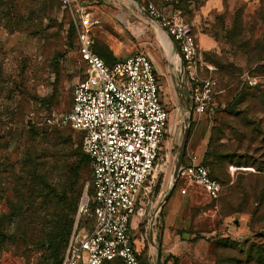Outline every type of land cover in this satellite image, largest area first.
Masks as SVG:
<instances>
[{"label":"rangeland","instance_id":"374dc122","mask_svg":"<svg viewBox=\"0 0 264 264\" xmlns=\"http://www.w3.org/2000/svg\"><path fill=\"white\" fill-rule=\"evenodd\" d=\"M148 5L178 14L212 68L204 66L203 75L221 93L210 112L192 117L186 145L191 137L190 152L199 144L222 190L212 200L185 180L172 186L173 170L157 174L141 221L152 229L144 251L156 262L159 249L160 264H254L247 255L264 246V106L253 88L264 81V0H76L66 7L0 0V264H60L73 231L92 230L91 214L75 224L90 181L80 133L45 119L70 110L74 87L86 77L77 51L81 16L103 58L145 53L162 87L159 72L179 60L144 12ZM177 119L179 150L185 129ZM85 173L81 196L73 194L67 182L77 184ZM143 226L131 232L135 243Z\"/></svg>","mask_w":264,"mask_h":264},{"label":"built area","instance_id":"2783aa9c","mask_svg":"<svg viewBox=\"0 0 264 264\" xmlns=\"http://www.w3.org/2000/svg\"><path fill=\"white\" fill-rule=\"evenodd\" d=\"M58 1L63 7L76 2ZM144 12L170 42L176 43L180 56L177 74L186 88L190 115L207 114L221 92L211 76L203 75L204 66L209 71L212 68L201 60L191 28L178 14L165 16L152 5ZM90 26L88 16H81L77 51L86 77L74 87L71 108L45 119L51 128L69 127L80 133L81 150L90 167V181L75 224L91 214L94 226L83 235L73 231L61 264H156L144 251L150 231L142 220L148 216L155 176L174 170L178 155L175 126L148 55L132 54L107 66L93 51ZM243 79L251 86L257 84L254 77ZM179 179L199 186L212 200L218 199L222 190L202 159L194 156L189 163L182 162ZM88 187L90 197L86 196ZM133 216L142 221L139 227L143 226L138 243L131 238Z\"/></svg>","mask_w":264,"mask_h":264},{"label":"crops","instance_id":"0c3cea01","mask_svg":"<svg viewBox=\"0 0 264 264\" xmlns=\"http://www.w3.org/2000/svg\"><path fill=\"white\" fill-rule=\"evenodd\" d=\"M168 43H169V45L171 44L170 48L172 47L171 49L173 50L174 54L176 55V47H175L174 43L169 42V41H168ZM171 49H169L167 47L168 54H170ZM174 60H175V58H174ZM177 68H178L177 65H176V68H172L171 71L169 70L170 67L165 68V69L162 68V70L159 72V74H161L162 78H163L162 90H163L164 98L162 97V101L165 105V103H166L165 100H168V104L172 105V107H173V110L170 112V115L174 112V118L171 117V124H174V126H175V139L177 138V133H176V130H177L176 125L178 123L177 118H180L181 120H183L182 126L184 128L185 121L190 117V119L188 120V122L190 124L192 117L196 116V115H193V116L190 115L189 116L188 110H189L190 104L188 101L186 88L183 85V83L180 81V77L177 74ZM165 95H167V97ZM191 139H192V137L189 139L187 145L185 143L184 152H187V156L183 155V160H182L183 163H189L193 156L197 157L198 159H202V153L200 154V152H199V148H200L199 144H196L194 146L192 152H190ZM176 142H177V140H174V145L177 148ZM181 143H182V140H181ZM181 143H180V146H181ZM176 150H177V153H179V150L178 149H176ZM185 158L187 160H185ZM150 207L151 206L149 205L148 208L146 209V212H149ZM140 223H141V220L138 219L136 216H133L131 219L132 231H137L139 229ZM149 242H150V240H149ZM137 243H138V241H137Z\"/></svg>","mask_w":264,"mask_h":264},{"label":"trees","instance_id":"16d2710c","mask_svg":"<svg viewBox=\"0 0 264 264\" xmlns=\"http://www.w3.org/2000/svg\"><path fill=\"white\" fill-rule=\"evenodd\" d=\"M58 2V4L61 5V3L56 0ZM137 1V0H136ZM147 9V8H146ZM93 51L105 62V64L107 66L112 65L113 63L119 61V60H115L114 58L110 57V56H106V58H103V56H101V54H99L95 49H94V45H93ZM105 57V56H104ZM108 60V61H107ZM257 85V84H256ZM255 85V86H256ZM255 88L257 91V96L258 99L257 101L260 103L261 106H264V81L260 86H256L253 87ZM84 155V154H83ZM80 161L82 162H87L89 164L88 158L86 155L82 156ZM203 165L207 168V170L209 171V175L213 180H216L219 184H221L219 182V180L217 179V177H215L214 175H212L211 171L209 170V168L207 167V165L204 163V159L202 160ZM87 173H85L83 175V178L78 179L77 184H72L71 182H67V186L70 188L72 187L74 189L73 194L77 193L80 195V193H82L81 189H82V184L84 182V176ZM62 192V191H61ZM65 192V190L63 191ZM63 194V193H62ZM81 196V195H80ZM64 197V194H63ZM78 210V209H77ZM77 215V212H76ZM248 257V263H254V264H264V246H261V248H258L256 250H252L249 252V254L247 255ZM61 264V263H60ZM176 264V263H175Z\"/></svg>","mask_w":264,"mask_h":264},{"label":"water","instance_id":"95a60500","mask_svg":"<svg viewBox=\"0 0 264 264\" xmlns=\"http://www.w3.org/2000/svg\"><path fill=\"white\" fill-rule=\"evenodd\" d=\"M172 42L174 43V45L176 47V55L179 58L180 57L179 56V50H178V48L176 46V43L174 41H172ZM188 113H189V116H190V111L189 110H188ZM189 119H190V117L185 121V124H184L185 131H184L183 136H182V143H181V146L179 147V153L177 155V161H176V164H175V167H174V170H173V174H172V180H173L172 186H174V182L177 181V172H178L179 167L182 164L183 155H184V148H185V143H186L187 134H188V127H189L188 120ZM150 221H152V220H150ZM149 240H150V242L152 241V229H150V232H149ZM156 264H160L159 249H157Z\"/></svg>","mask_w":264,"mask_h":264},{"label":"bare ground","instance_id":"6f19581e","mask_svg":"<svg viewBox=\"0 0 264 264\" xmlns=\"http://www.w3.org/2000/svg\"><path fill=\"white\" fill-rule=\"evenodd\" d=\"M177 59L179 60L178 56L176 55ZM166 199V198H165Z\"/></svg>","mask_w":264,"mask_h":264}]
</instances>
